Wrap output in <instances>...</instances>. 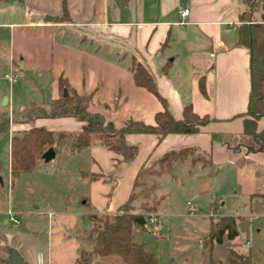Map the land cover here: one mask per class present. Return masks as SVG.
<instances>
[{
	"label": "crops",
	"instance_id": "1",
	"mask_svg": "<svg viewBox=\"0 0 264 264\" xmlns=\"http://www.w3.org/2000/svg\"><path fill=\"white\" fill-rule=\"evenodd\" d=\"M237 3L243 10L240 0H66L67 19L60 22L55 20L61 15L60 0H0V83L9 70L17 76L15 83L0 86V102L6 100L0 108L7 107L16 121L8 129L6 173L12 132L44 128L74 135L80 131L81 123L72 118L18 121L31 107L48 112L49 103L58 98L59 79L77 95L90 94L89 113L102 115L114 128L128 119L153 126L154 115L163 108L155 96L134 85L128 71L132 58L152 76L174 120H180L182 108L189 105L195 116L209 121L195 134H168L159 143L153 135H125V143L137 150L128 163L96 145L77 151L68 139L54 151V158L70 175L66 182L78 178L81 189L68 194L70 202L68 197L62 200L60 211L43 214L47 225L43 234L28 222L32 218L8 235L0 228L2 245L10 246L25 264H75L81 245L74 234L90 228L83 216L85 208L95 214L115 213L128 199L140 168L181 149H190L198 161L191 164L188 157L175 164L173 173L155 179L157 184L174 180L177 169L185 177L194 176L202 184H194V191L208 196L203 205L212 208V214L233 217L235 229L241 219L264 216V118L255 122L256 138L243 133L242 122L249 119L245 116L249 51L237 43L241 13ZM182 10H187L184 17ZM200 79L204 94L198 89ZM42 162L39 159L36 166ZM227 205L234 207L233 214H220ZM6 210L16 218L39 215L7 201L0 208L1 225L8 224ZM185 211L180 216L196 220L201 210ZM155 214L163 222L160 205ZM171 228L164 224L159 236H153L135 226L132 240L153 254L156 264H171V257L159 263L156 256L170 245ZM29 239L38 240L30 253L22 255L18 244ZM230 251L250 258L249 252ZM91 264L123 263L107 256Z\"/></svg>",
	"mask_w": 264,
	"mask_h": 264
},
{
	"label": "trees",
	"instance_id": "2",
	"mask_svg": "<svg viewBox=\"0 0 264 264\" xmlns=\"http://www.w3.org/2000/svg\"><path fill=\"white\" fill-rule=\"evenodd\" d=\"M244 9L239 14L240 25L237 29V43L249 51V94L243 120V133L253 138L255 122L264 118V0H240ZM61 15L56 21L67 19L66 0H60ZM168 64L163 67L166 71ZM128 71L135 86L143 88L155 96L163 108L154 115V125H144L140 121L128 119L120 128H114L112 123L102 115L87 112L91 102L90 94H75L68 84L59 79L57 88L59 97L49 103V110L31 107L22 115V122L35 119L72 118L81 123L78 133L71 135L63 132L53 133L44 128H30L26 131L12 133L8 148V174L10 184L20 174L30 173L42 154L48 150H56L61 140L69 139L75 150L92 145L99 146L121 157L120 162L128 163L136 155V147L127 145L124 141L128 134L153 135L159 143L168 134L192 135L199 127L209 121L198 118L191 112L189 105L182 108V118L174 120L168 113L165 102L157 94L155 83L149 72L134 58L131 59ZM198 89L204 94L203 81L198 82ZM105 108V107H103ZM7 119L0 121V135L7 133ZM190 149L177 152L169 151L148 167L140 168L134 178L132 191L128 199L113 214L91 213L85 208L84 218L90 223V228L75 233L81 245L77 251L75 264H91L96 258L116 256L123 264H156L153 254L145 251L141 244L132 240V229L138 226L136 220L147 213H155L162 197L154 195L157 189L155 179L164 173H171L175 164L190 158L194 164L197 158L191 156ZM95 179V176H91ZM85 204V203H84ZM234 218L220 216L209 219V231L200 239V244L208 254L214 245H220L223 240H233L236 237ZM208 264L214 263L209 259ZM225 264H251L247 255L229 252Z\"/></svg>",
	"mask_w": 264,
	"mask_h": 264
},
{
	"label": "rangeland",
	"instance_id": "3",
	"mask_svg": "<svg viewBox=\"0 0 264 264\" xmlns=\"http://www.w3.org/2000/svg\"><path fill=\"white\" fill-rule=\"evenodd\" d=\"M237 9L239 12L243 11L241 4L237 3ZM2 80L0 86L4 87L5 85L6 87L7 85L4 82L7 80L4 77ZM59 94L58 92V97ZM1 104L2 101L0 102ZM87 112L89 111L87 110ZM9 115L10 112H8L7 107L0 108V121L3 117L6 118L8 126L16 122ZM21 119L18 121H21ZM7 136L8 132L0 135V177L2 176V185H0V208L9 201L21 211H36L39 215L30 217L19 215L17 218L15 217L18 221V226L8 223L7 225L0 224V228L4 235H8L13 231V227L23 228L26 226L27 218H32L33 220L30 219L28 222H30L34 229L40 230L41 234H43L44 229L47 227L46 216L43 214H46L47 210H52L54 213L60 211L61 208L59 205L63 204L62 200L68 197L67 202H70L71 197L68 194L79 191L81 186L79 188L78 178L73 179L71 182H66L65 177H69L70 175L64 173L66 168L58 158H54L48 162L43 161L32 172L19 176L18 179H14L10 184L9 174L8 172L6 173ZM67 141V138L61 140L60 144L56 146V149L68 143ZM176 171L174 180H169V178H167L168 180H159L157 189L154 192L156 197H164L160 204L165 213V216L162 218L163 227L164 224L166 227L168 225L172 227L170 233L167 234L168 240L171 242L170 245L168 243L169 246H164L163 249H159V253H156L159 263H163L165 259L171 257V264H208L209 259L214 263L220 262L221 264H225L230 250L233 249L239 252H249L251 264H264V216L261 215L239 220L236 225L237 237L233 243L224 240L221 245L213 246L209 254L202 248L200 239L202 235L209 231V219L215 220L220 216L212 214L214 210L212 208H206L203 205V202L208 203L206 201L208 196L207 194L204 196L205 194H198L194 191L192 187L197 183L194 176L185 177L180 170L177 169ZM191 207L195 210L196 207H199L201 210L197 212L196 220L180 216L186 213L185 209ZM234 210V207L227 205L220 211V214H233ZM154 235L157 236L156 234ZM28 238L33 237L29 235ZM37 240L30 241L29 239L28 242L19 243L18 247L20 248L21 254L25 255L26 252L30 253V246L36 243ZM2 241V238H0V264H5L8 251L11 248L10 246L2 245Z\"/></svg>",
	"mask_w": 264,
	"mask_h": 264
},
{
	"label": "built area",
	"instance_id": "4",
	"mask_svg": "<svg viewBox=\"0 0 264 264\" xmlns=\"http://www.w3.org/2000/svg\"><path fill=\"white\" fill-rule=\"evenodd\" d=\"M186 15H187V10H182L180 12L181 17H184ZM4 79H6L9 84H13L16 82L17 76L13 71L9 70L4 75ZM5 216H6V221L8 223L14 225L18 224V221L15 219L14 214L10 210L5 211ZM142 219H143L142 227L146 232L150 233L151 235L153 234L159 235V232L162 230L163 227L159 216H157L155 213H147L142 216Z\"/></svg>",
	"mask_w": 264,
	"mask_h": 264
},
{
	"label": "water",
	"instance_id": "5",
	"mask_svg": "<svg viewBox=\"0 0 264 264\" xmlns=\"http://www.w3.org/2000/svg\"><path fill=\"white\" fill-rule=\"evenodd\" d=\"M5 103H6V100L3 99L2 104H5ZM53 158H54V151L52 149L46 150L41 156V159L44 162L51 161ZM0 185H1V179H0ZM136 223L138 226H142L143 225L142 217L138 218L136 220ZM5 264H25V263L21 260V258L18 256V254L14 250H9L8 257H7Z\"/></svg>",
	"mask_w": 264,
	"mask_h": 264
}]
</instances>
